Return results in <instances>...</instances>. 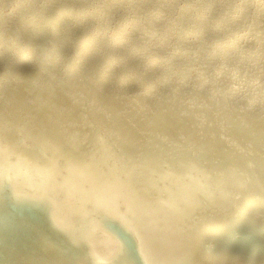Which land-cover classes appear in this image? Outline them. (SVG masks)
<instances>
[{"label":"bare ground","instance_id":"1","mask_svg":"<svg viewBox=\"0 0 264 264\" xmlns=\"http://www.w3.org/2000/svg\"><path fill=\"white\" fill-rule=\"evenodd\" d=\"M13 2L0 0V167L21 183L0 180L1 214L64 232L85 220L75 239L128 264H190L227 234L264 250V0H39L6 19ZM2 228L0 264L46 263Z\"/></svg>","mask_w":264,"mask_h":264},{"label":"water","instance_id":"2","mask_svg":"<svg viewBox=\"0 0 264 264\" xmlns=\"http://www.w3.org/2000/svg\"><path fill=\"white\" fill-rule=\"evenodd\" d=\"M6 207L9 210V212H2L3 214L0 213V261L2 259V254L1 250L2 247L4 246L7 248V245L3 243V237L5 236V230L2 228V226H8L11 225L12 228L11 231L14 232L21 240L25 239L27 243H29V246L33 253L30 255H34V257L43 260L44 256L46 259L44 262L45 264H50L51 261L55 262L54 264H96L95 257H98L95 254L91 253V249L88 246L82 245V243H86L83 241V238H81V242H78V240L75 239V236H79L82 233L86 232V226L89 224V222L82 220L78 222V224L72 228L71 231L69 232H64L58 227L55 231H52L51 228L49 229L47 222H40L37 221L33 222L32 217L29 216V214L17 212L15 210H11L13 208L9 203H6ZM35 216V215H34ZM2 218H6V220H2ZM35 218V217H34ZM90 219V218H89ZM7 223V224H6ZM11 223V224H10ZM36 224V226H34ZM115 224L109 223L107 224L106 228L110 230V237H114L115 234H113L111 227ZM261 226L264 227V223L261 224ZM117 226L115 225V232L116 235L121 237V239L126 240L127 236L123 232H121L119 229L116 228ZM34 233H36V240ZM229 233V232H228ZM227 234L222 240L217 241L214 243L213 242H208V238L205 239L202 242H199V245L196 248L200 249V251H195L194 256L198 257H204L202 264H243L242 262L238 261V255L239 259H246L249 264H264V250L260 247V244H258L252 236L249 235H237L236 237H233L232 235ZM87 236V235H85ZM85 236L84 237L85 239ZM32 237V240L29 238ZM38 238V239H37ZM46 238L48 240L54 239V243L56 244L54 248H52L46 241H44V244L46 247H49V249L52 251L53 250V255L56 260H49L48 252L41 250L45 246L43 244L42 239ZM45 240V239H44ZM75 241V243L78 244L76 246L74 243H71V241ZM213 240V239H212ZM216 240V239H215ZM218 240V239H217ZM39 241V244L37 243ZM116 241V240H115ZM52 244V243H50ZM209 244V245H208ZM12 246V245H11ZM9 249V248H8ZM227 252L226 256L230 254V256H234V260L232 259H226L224 257V253ZM240 252V253H239ZM120 252H114L113 256L110 258L114 259L115 264H128V259L124 258L118 260ZM245 255H244V254ZM18 253L13 250L12 255L18 257ZM73 256H81L80 258H74ZM194 256L191 258L194 259V261H190L188 263L190 264H196V259ZM21 257H24L23 261L27 258L23 256L21 253ZM66 257V258H65ZM73 257V258H71ZM208 257V258H207ZM19 258V257H18ZM64 258V261L61 262V260ZM22 261V262H23ZM124 261V262H123ZM50 262V263H49ZM52 264V263H51Z\"/></svg>","mask_w":264,"mask_h":264},{"label":"clouds","instance_id":"3","mask_svg":"<svg viewBox=\"0 0 264 264\" xmlns=\"http://www.w3.org/2000/svg\"><path fill=\"white\" fill-rule=\"evenodd\" d=\"M39 3V0H29V3H21L19 0L13 3H6L3 5L4 8V17L8 18H17L20 14V11L24 8L35 7ZM47 6L49 8H57V7H64L65 5L56 2V0H46ZM71 7L79 10H87V9H94V8H101L105 7L104 5L100 4H88V3H78L72 4ZM113 7L117 8H131V7H140L139 5H114ZM16 182L20 185L21 181L16 178L12 177V179H5L4 183L7 186L6 189H10L11 185ZM96 264H115L114 259L109 257H95Z\"/></svg>","mask_w":264,"mask_h":264},{"label":"snow or ice","instance_id":"4","mask_svg":"<svg viewBox=\"0 0 264 264\" xmlns=\"http://www.w3.org/2000/svg\"><path fill=\"white\" fill-rule=\"evenodd\" d=\"M42 158L47 161V157L46 156H42ZM35 159V157L33 158ZM13 177V170L9 167H0V180H5V179H12ZM42 198H46V197H41V196H35L33 197V199H42ZM37 219L40 222H47L49 224L55 225V219L54 217L50 216H44L43 213H37ZM111 230L113 232V234H116L114 228L115 225L110 226ZM116 239L121 241V246H122V239L121 237H119L118 235H116Z\"/></svg>","mask_w":264,"mask_h":264}]
</instances>
